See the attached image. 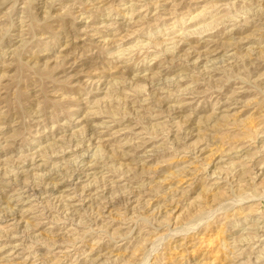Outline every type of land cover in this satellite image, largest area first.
I'll list each match as a JSON object with an SVG mask.
<instances>
[{"label":"rangeland","instance_id":"obj_1","mask_svg":"<svg viewBox=\"0 0 264 264\" xmlns=\"http://www.w3.org/2000/svg\"><path fill=\"white\" fill-rule=\"evenodd\" d=\"M0 264H264V0H0Z\"/></svg>","mask_w":264,"mask_h":264}]
</instances>
